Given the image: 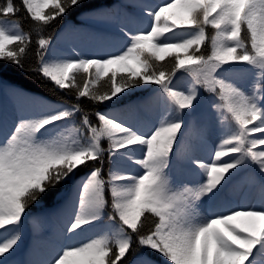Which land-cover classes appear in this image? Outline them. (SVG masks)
<instances>
[{
  "label": "snow or ice",
  "instance_id": "obj_1",
  "mask_svg": "<svg viewBox=\"0 0 264 264\" xmlns=\"http://www.w3.org/2000/svg\"><path fill=\"white\" fill-rule=\"evenodd\" d=\"M117 7L108 0H20L19 5L4 0L0 88L7 72L26 71L31 33L21 30L16 19L21 11L37 25H48L72 12L104 22ZM144 12L150 18L147 30L121 27L127 42L118 51L92 56L76 52L68 59L50 55L52 37L37 39L36 66L27 70L75 100L49 102L13 88L33 110L7 133L0 120V264H264V0H162L145 6ZM208 26L216 30L210 54L201 48ZM87 36L100 45L115 43L114 38ZM166 57L174 58V65L161 70L157 62ZM238 65L256 70L250 92L232 79L248 71ZM178 70L192 76L185 87L175 83ZM81 72L88 78L78 80ZM105 77L103 83L110 86L103 92L91 87ZM148 85L158 87L139 100L127 99ZM204 94L222 102L212 105L220 123H229L227 113L235 127L210 161L183 157L202 170L189 187L187 181L173 180L168 170L186 126L185 112H194ZM84 98L102 107L85 109ZM156 105L166 118L158 119L154 130L140 131L121 118ZM77 116L78 136L69 142L64 125ZM125 161L138 170L126 171ZM249 164L256 166L247 179L259 202L234 204L229 199L233 177ZM109 189L112 211L107 216L112 223L101 231H111L81 240L106 214ZM66 192H75L78 203L62 231L63 245L46 261L10 259L22 242L26 218L44 215L28 213L49 197L67 205L71 197Z\"/></svg>",
  "mask_w": 264,
  "mask_h": 264
},
{
  "label": "trees",
  "instance_id": "obj_2",
  "mask_svg": "<svg viewBox=\"0 0 264 264\" xmlns=\"http://www.w3.org/2000/svg\"><path fill=\"white\" fill-rule=\"evenodd\" d=\"M109 3H118L119 7L112 10V19L98 22L93 19H84L78 18L75 12L69 13L63 18H58L51 22L48 25H37L36 22L32 21L26 16V13L21 11L16 17L21 23V30L31 33V44L29 51L26 54L25 59V68L26 71H9L4 76L5 86L0 88V114L3 119L2 122L5 123L6 113L8 112L9 106L12 103H15L18 99L24 98L23 96H16L13 94L14 87L23 88L26 93H31L32 95L39 96L47 99L49 102H56L58 99H65L69 101H74V95L61 93L55 85L40 77L37 73L28 71L27 69L36 66V56L35 51L37 48L36 41L40 36L45 38L52 37V45L50 49V55L55 53L57 56L62 58L72 59L75 58L76 52L82 56H92L94 54H99L100 52L107 51H118L122 49L123 45L127 42V38L124 37L123 33L120 31L121 27L127 29L128 31H134L135 27H138L139 30H147V27L150 25V18L145 15L144 8L145 6L151 8L159 3H162V0H108ZM4 3V0H0V4ZM17 5L20 4V0H15ZM47 11V9H46ZM11 19V17H9ZM216 30L211 26L206 27V40L201 45V48L207 54L211 53V38L215 35ZM87 34L102 35L107 38H114L115 43L111 45H100L95 41L90 40ZM182 35V34H181ZM250 47V44H249ZM84 48L90 49V55H84ZM75 49V52L73 51ZM83 52V53H82ZM161 65V70H170L174 65V58L166 57L164 61L157 62ZM245 66L248 68L247 72H240L238 75L246 79V89H242L245 92H250L254 84V72L255 69H252L251 66L247 65H238L237 68ZM228 67V66H225ZM122 75V73H118ZM88 75L81 72L77 74L78 80L87 79ZM106 79L101 78L96 84L91 85L93 88L99 89L103 92L106 87L110 86L105 85L103 81ZM192 80V76L189 73L178 70V79L175 83L180 87H185L188 85L189 81ZM158 86L148 85L140 89H137L136 92L132 93L127 99L139 100L142 97L149 95V90H155ZM187 94V92H185ZM123 103V102H122ZM213 103H222L214 95L204 94L201 96L199 103L196 106V109L192 113L185 112V129L183 135L180 136L179 141L176 144V154L172 157V165L168 170L172 175L175 173V170L179 167L183 168L181 170L186 171V166L188 163L183 159L190 152L195 151L196 149H206L204 161H210L211 158H214V151L217 147L222 144L224 138H228V133L231 128L235 127L234 122H231L230 114L225 113L229 117L228 124L220 123L219 113ZM81 105L85 109L91 110L93 107H102L94 106L86 98L81 100ZM32 106V105H30ZM210 116L213 117V125L220 133V137L217 136L218 142L216 145H213L210 139L199 133L201 125H204L207 121V118ZM195 118V122L191 123L190 120ZM121 118H124L130 121L135 127L140 131H150L154 130V125H157V120L166 118V114L158 106H151L149 108H141L134 113H124ZM93 122L95 123V118L93 117ZM79 124V116L75 118L74 121L67 122L64 125L63 135L68 138L69 142L72 139L77 138L78 134L74 130L75 126ZM4 125V124H3ZM103 147L106 149L108 147L107 139L105 138L102 141ZM210 148L211 151L207 152V148ZM226 150V148L224 149ZM136 155V154H134ZM222 159H228L224 157ZM124 169L126 171L136 172L138 166L132 164L128 161L124 162ZM256 171V166L249 164L241 169L240 173L236 174L233 177L234 187L230 191L229 198L238 200L236 204H241L239 202L240 195L243 192H248L250 195L254 194V191L257 190L256 187L249 182L247 176L251 175ZM103 175L107 178V156L105 154L104 170ZM79 175L76 179H79ZM206 179V178H205ZM66 195L71 197L70 202L72 212L74 211V206L78 203V198L75 192L68 193ZM106 195L109 199V207L106 210V214L101 223H105L108 226L112 222L108 220L107 213L112 211L111 209V192L110 189L106 192ZM233 202V201H232ZM259 202V195L257 192V203ZM250 204V203H247ZM67 205L60 206V201L53 200L51 197L47 199V202L42 205H36L32 211L28 213L29 217H32L33 212H42L44 215L39 219L32 218L31 220H25L23 227V238L22 242L19 245V248L10 258L15 261H29L31 260L32 250L35 247L42 246L45 243V237L50 236L48 232H54L55 238L59 242H64L62 231L65 227L64 223L59 222L58 216L62 214V211L66 208ZM150 215V214H149ZM152 219H157L152 217ZM48 221V222H47ZM151 223V220L149 221ZM39 224L41 230H34L33 225ZM96 228L87 229L84 232V237L88 240L90 238H99L101 235L105 234L107 231H111L110 228H105L104 231L95 232ZM159 264V261H158Z\"/></svg>",
  "mask_w": 264,
  "mask_h": 264
},
{
  "label": "rangeland",
  "instance_id": "obj_3",
  "mask_svg": "<svg viewBox=\"0 0 264 264\" xmlns=\"http://www.w3.org/2000/svg\"><path fill=\"white\" fill-rule=\"evenodd\" d=\"M183 35V34H182ZM246 68V67H244ZM239 74V73H238ZM238 74L234 75L232 77V79H234L236 81V83L239 84V86L242 89H246V79L243 77H240ZM247 75H248V71H247ZM30 102L25 99H18L15 103H12L9 106L8 112L6 113V118H5V123H3V131L5 133L11 131L12 127L14 124L17 123L18 118L21 116H28L32 110H33V106H30ZM3 117L0 114V120H2ZM213 117L210 116L209 118H207V121L205 122L204 125H201L200 129L205 131L206 134L205 136H207L210 141L212 142L213 145H216L218 142V137H220V133L219 131L216 129L215 125H213ZM198 151L197 154H195ZM205 153H206V149H201L199 148V150H195L190 152L187 156H195L198 160L200 161H204L205 159ZM188 169L191 171H198L202 172V170H198L194 165L192 164H188ZM197 173H190V175L185 176L184 173H178L176 175V177L173 179L175 181H187L188 182V186L192 187L194 186L195 182L200 178L198 176ZM256 199V197H250V200L252 202H254ZM247 198H243V201H246ZM71 205L67 204L66 208L62 211V214H60L58 216V220H63V222L66 224V222L68 220L71 219V213H69V209H70ZM103 226H108L105 223H101L96 227L95 232H100L101 228ZM36 230H38L37 227H34ZM49 235L51 236H55L54 232L50 231V233L48 232ZM51 238V237H50ZM50 238H46V239H50ZM53 242L55 241H51V240H47L46 243L39 247V248H34L33 249V253L31 255V260L33 261H46L47 259H49L50 256H52L57 250V242L55 244H53Z\"/></svg>",
  "mask_w": 264,
  "mask_h": 264
}]
</instances>
